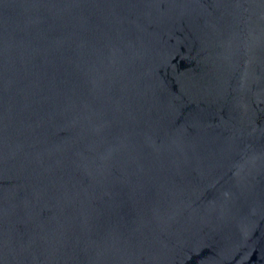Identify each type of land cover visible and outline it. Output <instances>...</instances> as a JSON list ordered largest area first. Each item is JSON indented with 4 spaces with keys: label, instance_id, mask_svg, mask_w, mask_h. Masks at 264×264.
<instances>
[{
    "label": "water",
    "instance_id": "95a60500",
    "mask_svg": "<svg viewBox=\"0 0 264 264\" xmlns=\"http://www.w3.org/2000/svg\"><path fill=\"white\" fill-rule=\"evenodd\" d=\"M0 264H264V0H0Z\"/></svg>",
    "mask_w": 264,
    "mask_h": 264
}]
</instances>
